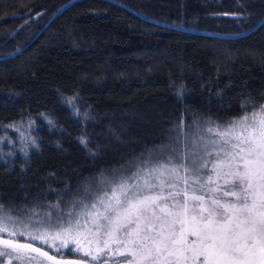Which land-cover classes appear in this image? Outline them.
Returning a JSON list of instances; mask_svg holds the SVG:
<instances>
[{"label": "trees", "instance_id": "16d2710c", "mask_svg": "<svg viewBox=\"0 0 264 264\" xmlns=\"http://www.w3.org/2000/svg\"><path fill=\"white\" fill-rule=\"evenodd\" d=\"M263 19L264 0H0V134L34 121L37 141L0 147V211L66 210L184 117L220 124L264 103ZM157 105L163 134L133 130Z\"/></svg>", "mask_w": 264, "mask_h": 264}, {"label": "snow or ice", "instance_id": "6c2138e0", "mask_svg": "<svg viewBox=\"0 0 264 264\" xmlns=\"http://www.w3.org/2000/svg\"><path fill=\"white\" fill-rule=\"evenodd\" d=\"M75 99L65 103L87 120ZM138 159L101 173L66 210L0 211V264H264V103L220 124L193 115L187 131L181 120Z\"/></svg>", "mask_w": 264, "mask_h": 264}, {"label": "rangeland", "instance_id": "374dc122", "mask_svg": "<svg viewBox=\"0 0 264 264\" xmlns=\"http://www.w3.org/2000/svg\"><path fill=\"white\" fill-rule=\"evenodd\" d=\"M148 113L141 115L137 118V124L135 125V127L133 128V130H136L137 133L138 131L143 132V134L146 131V127L147 128H151L149 131L153 132V133H161L163 134V130L160 131V129L157 131L156 126L158 125V121L159 119L161 120H166L169 116H170V108H165L164 106H154L152 107V109L147 110ZM201 118V117H199ZM239 117H233V119H237ZM184 122V130L187 131L188 130V125L190 123V118H183L182 119ZM207 120V119H205ZM180 122L175 123V125L171 128H169L168 130H164V142L170 137V135L174 132L175 130V126L177 124H179ZM217 123V122H216ZM219 124V123H218ZM36 129L34 121H24V122H20V123H15L12 125H9L5 128V130L0 134V147L2 148V152L6 154V156H13L15 153H23V154H28V152L32 149H34L37 146V141H36V136L34 134V130ZM145 133V134H146ZM132 135V134H131ZM35 140V144L32 143V141ZM133 143L136 144L135 139L132 136H129V138L127 139V141L125 140V143ZM114 145V146H113ZM112 146H110V151L109 153L111 154L110 156L113 157V162H116V158L119 157L118 156V147L117 145L115 146V144H113ZM161 144L152 147L150 150H148L147 152H145L144 154L138 156V158H141L142 156H146L149 152L153 151L155 148L159 147ZM109 157V155H108ZM133 159V161H130L128 164H126L127 166H123L121 168H128L131 167L133 164L139 163V159ZM36 213H38L39 215L34 217V220H38L40 219V217L43 216V214L45 213L44 211L40 212L37 209H34ZM48 211H55L54 209H52L51 207H49V209H47ZM10 213V212H7ZM11 214V213H10ZM13 216V218H16L18 215L15 214H11ZM22 239H27V237L22 238ZM37 246L39 245V242H36ZM45 250H47V248L45 247ZM52 253V252H51ZM53 254V253H52ZM64 256H67L65 258H79V257H75V256H69L67 254V252L64 253ZM83 261L86 262H90L91 261V257H84ZM4 264H8L7 259H5ZM11 264H23V262L17 261L15 259L12 260ZM96 264H99V262H96ZM109 264H111V260L109 261Z\"/></svg>", "mask_w": 264, "mask_h": 264}, {"label": "water", "instance_id": "95a60500", "mask_svg": "<svg viewBox=\"0 0 264 264\" xmlns=\"http://www.w3.org/2000/svg\"><path fill=\"white\" fill-rule=\"evenodd\" d=\"M264 22V19H263V21L261 22V23H263ZM35 246H37V245H35ZM37 247H39V246H37ZM45 250V249H44ZM50 255H52V253H49ZM67 259H72V258H67ZM82 264H89V263H87V262H85V261H82Z\"/></svg>", "mask_w": 264, "mask_h": 264}]
</instances>
